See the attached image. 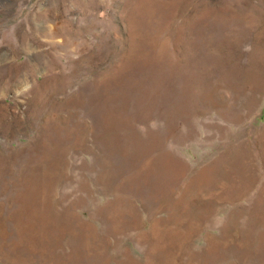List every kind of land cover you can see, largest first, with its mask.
Returning a JSON list of instances; mask_svg holds the SVG:
<instances>
[{
  "label": "rangeland",
  "instance_id": "374dc122",
  "mask_svg": "<svg viewBox=\"0 0 264 264\" xmlns=\"http://www.w3.org/2000/svg\"><path fill=\"white\" fill-rule=\"evenodd\" d=\"M0 264H264V0H0Z\"/></svg>",
  "mask_w": 264,
  "mask_h": 264
},
{
  "label": "crops",
  "instance_id": "0c3cea01",
  "mask_svg": "<svg viewBox=\"0 0 264 264\" xmlns=\"http://www.w3.org/2000/svg\"><path fill=\"white\" fill-rule=\"evenodd\" d=\"M149 153V152H144V154ZM144 154H142L141 156H138V159H141L143 161L142 156H144ZM150 155V153H149ZM161 155V153H160ZM137 156L136 155H131L128 158H125L126 161H128L129 163L134 159L136 160ZM179 156L177 154V152L173 153L172 151L168 152V151H162V159L160 158L161 161V169L159 171V180H160V187H158L161 190V199H165V202L163 203L165 208H170L171 207V199L173 197V195H175L178 192V188H177V178L179 177V169H178V164H179ZM108 160L109 157H107ZM103 167V164L101 166V168ZM173 170V171H172ZM109 169H105L103 170V172H105L102 176L106 175V172H108ZM172 171V172H171ZM138 171H135L134 174L131 173V171L128 172L127 177H126V189H139L140 187H138V184L141 183L140 181V174L138 173ZM139 176V179H138ZM141 176H143V173H141ZM175 177V178H174ZM175 182L176 187L175 189H173V183ZM158 189V191H159ZM131 192L133 191H129L128 193L131 194ZM93 209V207H92ZM99 209V208H98ZM97 209V210H98ZM94 211H97L95 208L93 209ZM92 210V211H93ZM103 212V211H100ZM106 215V220H108V218H110L111 220H113L112 217V213L111 212H104ZM126 216V215H123ZM142 216H146V215H142L136 211H132L131 209L129 210V220H131L130 225L128 227H132L133 229L135 227H139L142 226L141 222L142 221ZM143 222V226H146V221H142ZM153 232H155V230H152ZM167 230H165L164 234H167L169 232H166ZM150 233H152L150 231ZM156 233V232H155ZM154 234V233H153ZM147 235V233H146Z\"/></svg>",
  "mask_w": 264,
  "mask_h": 264
},
{
  "label": "bare ground",
  "instance_id": "6f19581e",
  "mask_svg": "<svg viewBox=\"0 0 264 264\" xmlns=\"http://www.w3.org/2000/svg\"><path fill=\"white\" fill-rule=\"evenodd\" d=\"M217 12H218V11H217ZM220 17H221V16H220ZM211 19H212V18H211ZM212 22H213V21H212ZM211 34H212V33H211ZM207 38H208V37H207ZM204 39H205V37H204ZM141 50H142V49H141ZM172 171H173V170H172ZM172 171H171V172H172ZM174 178H175V177H174ZM120 187H121V186H120ZM124 187H125V186H124ZM121 191H122V190H121ZM23 203H24V202H23ZM26 204H27V203H26ZM120 210H121V209H120Z\"/></svg>",
  "mask_w": 264,
  "mask_h": 264
}]
</instances>
